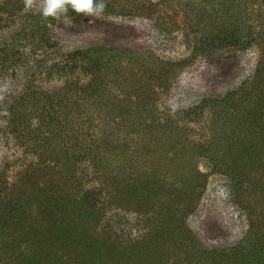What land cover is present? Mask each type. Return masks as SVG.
<instances>
[{"label": "trees", "instance_id": "obj_1", "mask_svg": "<svg viewBox=\"0 0 264 264\" xmlns=\"http://www.w3.org/2000/svg\"><path fill=\"white\" fill-rule=\"evenodd\" d=\"M197 1L211 4L216 12L225 15L228 23L223 25L227 27L219 31L217 41L234 44L236 37L243 33L251 37L255 32L248 1ZM261 6L264 9V0ZM43 19L36 22L41 24L40 29L49 23L48 18ZM120 57L119 52L104 46L73 52L67 62L56 68L66 79L63 86L51 93H26L24 99L10 107L5 126L9 124L10 132L15 134L33 133L36 145L43 151L37 153L41 168H34L32 175H22V182L16 183L10 193L0 194V264H264V177L261 183L245 175L246 171L264 165V60L247 87L215 100L205 99L186 112L184 117H199L210 107L216 109L209 121L212 140L199 145L184 140V133L173 137L163 134L166 129L176 131L175 122L152 115L143 117L136 111L147 105L141 99L147 94L131 75H120ZM67 76L71 79L67 80ZM121 76L123 80L117 81ZM82 78L87 80L83 82ZM100 110L106 113L103 118L99 116ZM76 121H82V126ZM117 131L136 134L138 139L130 155H118L117 160L114 155L108 156L99 179H103L104 189L111 190L105 191L104 203L96 188H85L80 162L84 158L99 166L103 155H107L99 145L116 151L120 140ZM177 131L183 132L181 128ZM164 136L175 147L166 162L206 157L216 168L248 185L253 194L250 193L248 207L254 209L251 215L255 217L238 244L229 248L206 247L186 226V210L190 207L187 203L192 197L188 191L193 195L194 190L182 176L178 190L181 194L170 196L169 190L159 192L161 181L157 182L155 177L147 179L142 177L143 172H137V177L131 173L136 167L130 162H141L144 169L145 158L142 161L140 151L152 150L143 156H154L158 150L152 143L156 137ZM151 160L155 162L156 158ZM120 162L123 164L117 169ZM49 167L52 171L46 180L43 170ZM166 194L169 201L180 199L179 214L169 210L157 212L151 207L155 196ZM113 205L136 212L142 227L130 255L114 248L118 253L112 256L110 246L91 236V230L100 224L102 209ZM82 221L88 229L75 231L74 226L83 225Z\"/></svg>", "mask_w": 264, "mask_h": 264}, {"label": "rangeland", "instance_id": "obj_2", "mask_svg": "<svg viewBox=\"0 0 264 264\" xmlns=\"http://www.w3.org/2000/svg\"><path fill=\"white\" fill-rule=\"evenodd\" d=\"M245 1L251 3L247 5L255 32L251 37L243 33L236 37L237 43L228 44L217 41L219 31L227 27L223 25L228 23L225 15L203 1L105 0L107 7L99 17H86L69 7L59 19L49 17L45 29H40L41 24L36 22L44 20L42 0H36V6L28 11H25L24 0H0V86L7 84L9 89L0 100V194L10 193L11 188L23 180L22 175H32L34 168H41L37 153L43 151L36 145L33 133H11L9 124L5 126L7 116L3 113H8L26 93H51L63 86L66 79L56 68L76 51L104 46L119 52L122 57L118 60L120 75H131L147 94L146 98L141 97L147 105L136 111L143 117L152 115L175 122L183 131L166 129L165 135L173 137L181 133L183 136L184 133V140L209 144L213 137L209 121L215 107L200 112L199 117L194 114L184 117L186 112L205 99L215 100L247 87L264 60L263 0ZM146 66L148 69L144 68ZM122 76L117 81H122ZM86 80L82 78L83 82ZM116 93L121 96L118 91ZM246 97L249 98L248 93ZM94 113L97 115V111ZM98 113L100 118L106 114L101 110ZM111 115L114 116L112 112ZM77 123L82 126V121ZM117 132L120 140L116 151L99 145L102 153L107 152L99 166L84 158L80 162L85 188H96L99 200L104 203L105 191L111 190L104 189L103 179L99 180L103 166L108 164L110 155L116 156V160L118 155H130L137 137ZM154 133L155 130L151 133L153 137ZM219 138L223 137L219 135ZM167 141L165 136L156 137L152 146L158 151L154 156H143L152 150L140 151L142 161L145 158V168H141V162H130L136 167H132L131 173L137 177V172H143L142 177L147 179L155 177L157 182L161 181L159 192L163 194L169 190L170 196L181 194L178 190L182 176L194 190L193 195L188 191V196L192 197L187 203L190 207L186 210V226L206 247L229 248L238 244L245 238L255 217L251 215L254 209L248 207L251 200L248 185L225 174L224 169L216 168L206 157H193L188 162H166V157L173 155L175 150ZM152 157L156 158L155 162ZM122 164L120 162L117 169ZM43 171L47 175L43 178L47 180L52 170L49 167ZM245 175L262 183L264 165L246 171ZM153 200L154 211L178 212L180 199L169 201L166 194L155 196ZM102 211L99 226L91 230L92 238L110 246L112 256L118 253L115 249L132 254L134 243L143 232L136 212L114 205ZM84 227L88 229L86 222L74 226V230L78 232Z\"/></svg>", "mask_w": 264, "mask_h": 264}, {"label": "clouds", "instance_id": "obj_3", "mask_svg": "<svg viewBox=\"0 0 264 264\" xmlns=\"http://www.w3.org/2000/svg\"><path fill=\"white\" fill-rule=\"evenodd\" d=\"M25 11L36 6V0H24ZM69 7L78 14L86 17H99L107 7L105 0H42L41 10L44 18L59 19L68 12ZM8 85L0 86V100L4 98V93L8 91ZM3 115H10L3 113ZM7 123V121H4Z\"/></svg>", "mask_w": 264, "mask_h": 264}]
</instances>
